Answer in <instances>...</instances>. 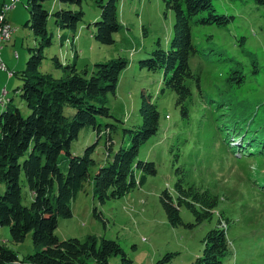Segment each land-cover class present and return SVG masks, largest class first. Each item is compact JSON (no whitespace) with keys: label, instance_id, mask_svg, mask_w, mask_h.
<instances>
[{"label":"rangeland","instance_id":"rangeland-1","mask_svg":"<svg viewBox=\"0 0 264 264\" xmlns=\"http://www.w3.org/2000/svg\"><path fill=\"white\" fill-rule=\"evenodd\" d=\"M4 1L9 4L11 0ZM14 1L15 9L11 11L17 21L8 23L12 37L1 48L16 58L26 54V48L35 43L30 30L23 25L28 18L26 0ZM54 2L50 0L45 5L50 13L57 9L50 7ZM211 3L216 14L229 20L223 27L190 26L191 44L197 53L189 58L188 67L199 77L203 96L211 100L205 101L191 88L196 120L185 128L178 122L174 95L169 91L159 94L161 74L139 69L137 64L138 60L148 57L155 42L166 49L171 39L173 15L161 0H118L117 18L121 27L112 35L111 45H100L91 37L93 23L99 16L95 0L81 3L83 17L73 45L65 42L58 46L56 34L68 36L69 33L58 31L48 17L46 28L52 40L51 46L42 51L40 71L52 73L54 77L60 75L50 60L52 56L64 64L74 63L77 71L87 72L93 64L115 57L128 62L118 76L114 94L108 96L111 117L99 119L101 123L117 127L112 134V153L127 145L123 130L140 123L137 114L140 93L149 96L159 113L155 135L137 152L138 160L154 164L155 175L146 177L142 186L123 197L101 205L92 200L91 184L86 182L70 203V218L57 219L53 232L57 241L82 240L93 235L115 241L131 264H157L165 254L175 255L160 264H193L201 253L203 236L216 225V213L221 210L228 219L225 226L230 249L221 264H264V185H258L264 181V174L258 160L233 153L239 145L236 138L239 131L235 128L241 126L240 131L244 130L245 120L230 126L231 117L241 118L250 113L258 129L264 131V7L253 0H211ZM1 9L2 5L0 13ZM0 71L8 74L6 69L0 68ZM230 71H239L242 82L224 85L223 79ZM3 103L4 99L0 105ZM14 105L21 114L26 113L23 101L17 96ZM91 145L94 166L89 169L90 176L104 164L107 144L103 139L98 140L90 129L81 130L70 144V153L75 156ZM179 167L184 169L189 182L210 189L219 197V205L209 222L194 224L193 217L184 209L179 210L182 226L171 227L166 222L158 196L163 190L172 193L174 170ZM3 191L4 186L0 184V194ZM30 202L31 193L21 183L20 204L27 206ZM93 212L98 218L93 217ZM0 243L11 248L18 258L32 253L29 234L22 242L12 244L7 226L0 227ZM108 264H120L119 256L110 257Z\"/></svg>","mask_w":264,"mask_h":264},{"label":"trees","instance_id":"trees-1","mask_svg":"<svg viewBox=\"0 0 264 264\" xmlns=\"http://www.w3.org/2000/svg\"><path fill=\"white\" fill-rule=\"evenodd\" d=\"M49 1L26 0L25 4L28 18L23 25L30 30L35 45L26 48L24 68L15 73L20 84L13 92L23 101L26 113L21 114L11 103L0 111V184L4 186L0 194V227H8L12 244L22 242L29 234L32 253L18 258L11 248L0 243V264H87L89 261L108 264L112 256H119L120 264H131L113 240L87 235L82 240L57 241L53 232L58 218H70V203L86 182L91 184L92 200L101 205L123 197L142 186L146 177L155 175L154 164L138 160L137 152L155 135L159 113L149 96L140 93L137 111L140 123L123 130L127 145L112 153V134L117 127L101 123L99 119L111 117L108 96L114 94L118 76L128 62L125 58L115 57L93 64L87 72L85 69L77 71L74 63L60 64L57 57L52 56L50 60L55 70H60V75L54 77L40 71L39 65L44 58L42 51L51 46L52 40L46 28L48 17L52 18L58 31L69 33L70 39L64 34H56L60 46L65 42L72 45L83 17V0H56L59 7L51 13L45 6ZM161 1L173 15L171 39L166 49L155 42L148 57L138 60L137 64L139 69L161 74L159 94L169 91L174 95L178 122L183 128L190 127L196 120L191 88L199 97H204L199 77L188 67L189 58L197 53L191 44L190 26L223 27L229 18L216 14L211 0ZM253 1L264 7V0ZM95 4L99 16L93 23L91 37L100 45H111L112 35L121 27L117 18L118 0H95ZM75 57L76 54L72 59ZM235 73L238 74L236 78L232 77ZM242 80L239 71H230L223 83L229 85ZM204 98L208 102L211 100ZM242 120L246 124L242 131L241 126L235 128L239 131L236 136L239 145L238 151L233 153L258 160L263 175L264 131L258 129L250 113L241 118L231 117L230 126H237ZM83 129L92 130L98 140L103 139L107 144L104 164L91 176L93 145L86 147L80 156L70 153V144ZM241 147L244 148L240 153ZM174 174L172 193L163 190L158 196L166 222L171 227L182 226L180 209L188 211L196 225L209 222L219 205L217 194L189 182L181 167L176 168ZM21 183L31 193V202L27 206L20 204ZM258 185L263 186L264 181ZM216 216V225L203 236L201 253L193 264H221L230 254L225 226L228 219L221 210ZM93 217L98 218V215L93 212ZM174 255L165 254L157 264L168 262Z\"/></svg>","mask_w":264,"mask_h":264},{"label":"crops","instance_id":"crops-1","mask_svg":"<svg viewBox=\"0 0 264 264\" xmlns=\"http://www.w3.org/2000/svg\"><path fill=\"white\" fill-rule=\"evenodd\" d=\"M0 1L4 4L6 2L4 0H0ZM2 3L0 4V6L2 5ZM24 7H25V5H24ZM50 7H53V9H55V8H58L59 5H58V3H56V0H55V2L52 3V5ZM14 9H15V7L12 9V11ZM12 11L10 10L11 13H13ZM23 12H26V11L24 10ZM22 15H23V13H22ZM13 16H15L14 13L11 15L6 13V15H5L6 21L8 23H15L17 20H15ZM11 37L12 36H10V38ZM65 38L70 39L69 36H66V35H65ZM12 41H14V40L12 39ZM73 41H74V39H73ZM73 41H72V45H73ZM58 46L61 47L59 44H58ZM2 50L3 49L1 48L0 49V59H1V62L3 63V65L6 69V72L8 74L0 71V96H1L2 92H4V95H3L4 103L2 105H0V111L5 107V105L7 103H11L14 105L17 94L15 92H13V90L16 89L19 85V82L14 81L15 79L17 80V78L15 77V73L23 70L25 58L27 57V54L23 53V56L20 55V56H16V58H13L11 55H7ZM59 62H60V64H64L61 61H59Z\"/></svg>","mask_w":264,"mask_h":264},{"label":"built area","instance_id":"built-area-1","mask_svg":"<svg viewBox=\"0 0 264 264\" xmlns=\"http://www.w3.org/2000/svg\"><path fill=\"white\" fill-rule=\"evenodd\" d=\"M14 5H15L14 0H11L9 4L2 3V9L0 13V19L2 21V29L0 30V49H1L2 44H6L9 41L11 33H12V30L9 24L5 19V15L7 12H9L10 10L14 8ZM0 65H1V70L4 71L5 69H4L3 63L1 62V59H0ZM3 95H4V92H2L0 96V100L4 99Z\"/></svg>","mask_w":264,"mask_h":264},{"label":"bare ground","instance_id":"bare-ground-1","mask_svg":"<svg viewBox=\"0 0 264 264\" xmlns=\"http://www.w3.org/2000/svg\"><path fill=\"white\" fill-rule=\"evenodd\" d=\"M2 29V21H1V19H0V30ZM3 47V46H2ZM0 68H1V66H0ZM1 101L2 100H0V103H1ZM223 227H224V224L222 225Z\"/></svg>","mask_w":264,"mask_h":264}]
</instances>
